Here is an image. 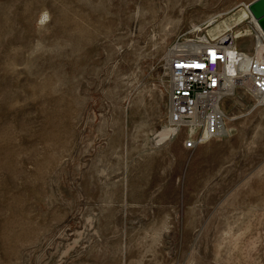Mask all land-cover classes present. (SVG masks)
I'll return each mask as SVG.
<instances>
[{"label": "rangeland", "instance_id": "1", "mask_svg": "<svg viewBox=\"0 0 264 264\" xmlns=\"http://www.w3.org/2000/svg\"><path fill=\"white\" fill-rule=\"evenodd\" d=\"M251 1L0 0V264H264V106L239 85L226 136L161 134L167 48L251 53Z\"/></svg>", "mask_w": 264, "mask_h": 264}, {"label": "built area", "instance_id": "2", "mask_svg": "<svg viewBox=\"0 0 264 264\" xmlns=\"http://www.w3.org/2000/svg\"><path fill=\"white\" fill-rule=\"evenodd\" d=\"M188 33L194 34L174 40L164 57L168 75L164 126L171 130L170 139L183 131L184 148L193 150L228 134L229 117L222 101L229 88L234 91L239 85L245 87L239 84L240 78L250 80V88H245L256 106H264V52L257 48L258 37L264 41V33L254 35L251 53L238 46L239 33L235 30L212 36L194 26ZM232 80L237 82L232 84Z\"/></svg>", "mask_w": 264, "mask_h": 264}, {"label": "water", "instance_id": "3", "mask_svg": "<svg viewBox=\"0 0 264 264\" xmlns=\"http://www.w3.org/2000/svg\"><path fill=\"white\" fill-rule=\"evenodd\" d=\"M247 7L252 17L257 20L262 32H264V0H253Z\"/></svg>", "mask_w": 264, "mask_h": 264}, {"label": "bare ground", "instance_id": "4", "mask_svg": "<svg viewBox=\"0 0 264 264\" xmlns=\"http://www.w3.org/2000/svg\"><path fill=\"white\" fill-rule=\"evenodd\" d=\"M255 20V19H254ZM256 22H257V20H255ZM257 25H258V22H257ZM259 26V25H258ZM259 29H260V27H259ZM261 30V29H260ZM261 32H262V30H261ZM264 32H262V34H263ZM240 83L239 84H242V85H244L245 87H248V88H250V80L248 79V78H244V77H242V78H240L239 80H238ZM231 82H233L232 84H234V83H236L237 82V80L236 81H234V80H232ZM229 90H232V88H229ZM231 92V91H230ZM171 132V130L170 129H168V128H164L163 129V132H161V134L163 135V136H165V138H164V140L166 139V137H168V134ZM162 136V137H163ZM168 139V138H167ZM160 140V139H159ZM160 143V142H159Z\"/></svg>", "mask_w": 264, "mask_h": 264}, {"label": "snow or ice", "instance_id": "5", "mask_svg": "<svg viewBox=\"0 0 264 264\" xmlns=\"http://www.w3.org/2000/svg\"><path fill=\"white\" fill-rule=\"evenodd\" d=\"M196 67H202V65H196Z\"/></svg>", "mask_w": 264, "mask_h": 264}]
</instances>
